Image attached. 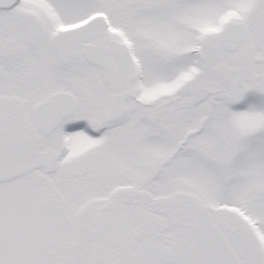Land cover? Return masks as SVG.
I'll return each instance as SVG.
<instances>
[{"label":"snow or ice","instance_id":"6c2138e0","mask_svg":"<svg viewBox=\"0 0 264 264\" xmlns=\"http://www.w3.org/2000/svg\"><path fill=\"white\" fill-rule=\"evenodd\" d=\"M0 264H264V0H0Z\"/></svg>","mask_w":264,"mask_h":264}]
</instances>
